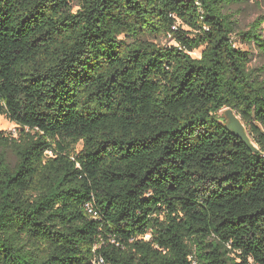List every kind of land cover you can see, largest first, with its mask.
<instances>
[{"label": "trees", "instance_id": "obj_1", "mask_svg": "<svg viewBox=\"0 0 264 264\" xmlns=\"http://www.w3.org/2000/svg\"><path fill=\"white\" fill-rule=\"evenodd\" d=\"M250 1L0 0V264H264Z\"/></svg>", "mask_w": 264, "mask_h": 264}, {"label": "rangeland", "instance_id": "obj_2", "mask_svg": "<svg viewBox=\"0 0 264 264\" xmlns=\"http://www.w3.org/2000/svg\"><path fill=\"white\" fill-rule=\"evenodd\" d=\"M232 13H234L235 20L239 24L238 35L234 36V41L237 47L249 50L254 53L253 62L251 64L252 68H264V55L253 46L245 42L244 36L239 35L240 32L248 31L249 25L256 19V17L264 13V0H251L250 3L244 6H234L232 7ZM151 42H155L160 46L174 45L175 43L171 40V37H161L160 39H147ZM201 50L193 53L194 57H200ZM225 116V111L221 113ZM0 131L5 132L8 136H18L19 127L15 123L11 122L4 115H0ZM82 149L81 146L77 147V151ZM8 156L11 162L15 161V157L12 152H8Z\"/></svg>", "mask_w": 264, "mask_h": 264}, {"label": "water", "instance_id": "obj_3", "mask_svg": "<svg viewBox=\"0 0 264 264\" xmlns=\"http://www.w3.org/2000/svg\"><path fill=\"white\" fill-rule=\"evenodd\" d=\"M226 117L228 119L227 130L240 139L252 152L259 153V149L252 142L240 117L233 110H227Z\"/></svg>", "mask_w": 264, "mask_h": 264}, {"label": "built area", "instance_id": "obj_4", "mask_svg": "<svg viewBox=\"0 0 264 264\" xmlns=\"http://www.w3.org/2000/svg\"><path fill=\"white\" fill-rule=\"evenodd\" d=\"M96 264H104L103 261L96 262Z\"/></svg>", "mask_w": 264, "mask_h": 264}]
</instances>
